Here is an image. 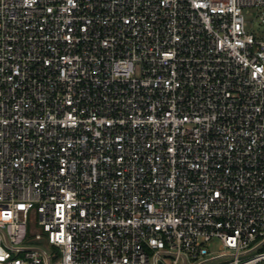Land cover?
Listing matches in <instances>:
<instances>
[{"label":"built area","instance_id":"1","mask_svg":"<svg viewBox=\"0 0 264 264\" xmlns=\"http://www.w3.org/2000/svg\"><path fill=\"white\" fill-rule=\"evenodd\" d=\"M263 245L264 0H0V264Z\"/></svg>","mask_w":264,"mask_h":264},{"label":"rangeland","instance_id":"2","mask_svg":"<svg viewBox=\"0 0 264 264\" xmlns=\"http://www.w3.org/2000/svg\"><path fill=\"white\" fill-rule=\"evenodd\" d=\"M246 27L252 31H257L258 29H260V26L257 24L256 20L253 18H251V21L247 23ZM257 242H258V239L253 241L252 245H256ZM262 249H264V245L259 248V250H262ZM227 261L228 259L225 258V259H219L214 262L207 263V264H223V263H226Z\"/></svg>","mask_w":264,"mask_h":264}]
</instances>
